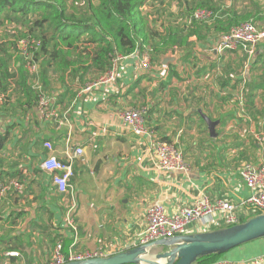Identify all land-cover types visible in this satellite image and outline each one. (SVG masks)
<instances>
[{
  "label": "crops",
  "instance_id": "0c3cea01",
  "mask_svg": "<svg viewBox=\"0 0 264 264\" xmlns=\"http://www.w3.org/2000/svg\"><path fill=\"white\" fill-rule=\"evenodd\" d=\"M202 4L215 9L216 17L189 24L187 16ZM143 14L157 35L175 32L182 38L160 44L148 70H142L136 58L120 61L112 84L89 90L75 86L64 90L57 84L44 111L37 104H23L24 69L18 56L7 52L8 77L0 80L6 87L0 104V180L20 179L24 189L21 195L12 193L0 201V217L25 214L6 229L15 228L16 234H3L5 226L0 223V264H41L50 259L57 241L72 238L64 222L68 195L56 191L51 173L42 167L50 153L71 162L76 251L101 250L109 256L126 250L145 229V214L154 202L175 213L200 192L231 201L249 196L240 170L264 163V39L252 55L242 48L217 52L216 46L233 18L263 17L264 0H165L162 5L149 0ZM150 19H156L155 24ZM257 27L264 31V21ZM33 86L39 88L40 83ZM141 106L149 108L147 125L154 139L175 143L189 171L156 170L146 152L148 138L131 134L120 118L124 110ZM51 110L57 115L68 112L69 124L58 125ZM198 110L211 120L223 116L215 138L209 137ZM44 141L52 144V152L43 147ZM77 147L83 151L80 156L74 155ZM86 205L101 215L99 225L104 229L87 225L85 209L80 212ZM40 226L46 228L44 233ZM193 233H198L194 225L185 234ZM21 234L27 238H22L24 247L5 252L2 241ZM158 247L154 253L166 250ZM8 252L17 256L6 257ZM263 255L264 238L234 248L211 264H253Z\"/></svg>",
  "mask_w": 264,
  "mask_h": 264
},
{
  "label": "trees",
  "instance_id": "16d2710c",
  "mask_svg": "<svg viewBox=\"0 0 264 264\" xmlns=\"http://www.w3.org/2000/svg\"><path fill=\"white\" fill-rule=\"evenodd\" d=\"M153 1L162 5L165 0ZM148 2L149 0H0V28L14 23L25 29L16 40L6 38L0 45V80L5 81L8 77L6 58L11 57L7 52L12 46L18 51L16 56L20 69H24L21 86L22 94L27 100L23 104L27 107L36 106L40 95L49 98L55 96L57 84L64 90H70L73 86L75 90L84 87L110 69L116 55L127 56L137 48L144 47L143 50H150L148 53L151 62L156 61L160 44H175L178 42L176 38L180 39L182 36L175 32L159 36L154 28H149V17L143 14ZM204 6L205 4H202L197 7ZM247 20L249 17L233 18L228 32L232 27ZM262 21L264 16L255 17L252 22L259 26ZM150 22L155 24L156 19H150ZM192 26L194 28L196 24ZM193 28L189 29L187 34L193 32ZM26 36L40 40V46L30 50L33 52V60L40 62L37 72L34 73L25 69L17 45L18 39ZM81 56L84 57L81 59ZM68 75L70 78H66ZM33 83H40V87H34ZM5 89L6 87L0 85V104L6 98L2 93ZM163 141L170 142L166 139ZM24 214L22 211L15 215L10 214L4 219L0 217L1 225L5 226L1 228L2 233L16 234L17 229H6L10 225H17ZM256 215L258 214L243 217L240 223ZM48 225L51 226V223ZM40 228L44 233L46 228ZM219 228L212 227L210 230ZM22 238L27 240L22 234L4 239L2 244L7 246L5 252L24 247ZM55 239L50 238V242L54 243ZM62 239L65 252L73 239ZM75 246L76 243L73 245L74 249ZM151 252L154 253L153 250ZM220 256L203 257L195 264H211Z\"/></svg>",
  "mask_w": 264,
  "mask_h": 264
},
{
  "label": "built area",
  "instance_id": "2783aa9c",
  "mask_svg": "<svg viewBox=\"0 0 264 264\" xmlns=\"http://www.w3.org/2000/svg\"><path fill=\"white\" fill-rule=\"evenodd\" d=\"M216 17V13L205 7L194 8L187 16L188 23L208 22ZM264 39V31L260 30L252 21L247 20L232 27L228 33L221 36L216 49L217 52L236 51L240 48L246 50L250 55L253 54L254 46ZM18 49L21 53L23 64L26 70L37 72V63L33 60V52L30 50L40 46V40L29 36L22 37L17 41ZM149 49L139 51L138 48L127 56L116 55L112 60V65L104 74L88 82L85 90L95 88L101 85L114 83L119 76V62L132 57L136 58L138 65L142 70H148L151 67V56ZM34 66L36 70H33ZM51 99L40 95L37 107L45 110L49 107ZM148 106L130 108L120 114L123 124L129 132L139 138L147 137V154L152 156L155 168L158 172H186L190 170L183 152L173 142H164L154 139L152 131L147 125ZM51 110L50 115L57 117L58 125H68V112L61 115ZM43 147L52 152L53 146L49 141H44ZM83 151L80 147L74 150L75 156H80ZM42 167L51 173V182L56 191L60 194H67L69 205L64 215V222L71 233L73 242L67 250H63V241H57L52 250L48 261L41 264H66L78 262L97 257H106L101 250L95 251H76L73 245L77 242L78 229L75 222V202L74 191L71 183L73 175L71 162L61 161L51 153L43 161ZM241 179L244 185L249 189V196L237 201H231L228 198H211L207 193L200 192L195 200L189 205L181 207L175 213H168L162 204L154 202L146 212L145 229L133 240L129 241L127 248L137 247L159 239L173 238L185 235L189 227H195L199 232L210 231L212 227H229L240 223L242 216L244 218L251 214H264V163L258 168L244 166L240 170ZM24 185L20 179L0 180V201L9 194L21 195ZM7 256H17L15 252L6 253ZM253 264L264 263V255L252 260Z\"/></svg>",
  "mask_w": 264,
  "mask_h": 264
},
{
  "label": "water",
  "instance_id": "95a60500",
  "mask_svg": "<svg viewBox=\"0 0 264 264\" xmlns=\"http://www.w3.org/2000/svg\"><path fill=\"white\" fill-rule=\"evenodd\" d=\"M198 113L206 125L209 137L215 138V128L220 124L223 116L211 120L200 110ZM262 238H264V214L253 216L229 227L159 239L106 257L66 264H195L203 257L223 255L243 244ZM158 246L166 250L152 253L151 250Z\"/></svg>",
  "mask_w": 264,
  "mask_h": 264
},
{
  "label": "rangeland",
  "instance_id": "374dc122",
  "mask_svg": "<svg viewBox=\"0 0 264 264\" xmlns=\"http://www.w3.org/2000/svg\"><path fill=\"white\" fill-rule=\"evenodd\" d=\"M204 7L206 9L212 11L213 13H218L217 11H215V9H213V8H211L209 6H204ZM152 23L153 22H151V24ZM24 31H25V29L22 28L21 26L16 25L14 23H9L5 27L0 28V41H3L6 38H10V39H12V41H14V40H16L17 37H19L20 35H22ZM9 50L12 51L13 54H17V52H18L17 49H15L13 46ZM83 57L84 56H81V59ZM127 62L129 63L130 60H127ZM36 63H37V67H38V62L36 61ZM123 63H124V61L122 62V65H123ZM33 70H36V67L35 66H34ZM87 74L85 75V77H87ZM66 78H70V75L66 76ZM59 86H61V85L59 84ZM74 196H75V192H74ZM83 204H85V203L83 202ZM83 208L86 211V217L85 218H86V223H87V225L89 227L97 226L98 229L100 228L101 230L105 228V226L99 225V223L101 222V215L100 214H97V213L93 212L87 205L85 207L81 206L80 207V212L83 211ZM89 213H91V214L89 215ZM79 218L80 219H83V216L82 215H79ZM145 218H146V214H145ZM117 243L119 245H123V240L120 239V238H117ZM156 248L159 249V247H156Z\"/></svg>",
  "mask_w": 264,
  "mask_h": 264
}]
</instances>
